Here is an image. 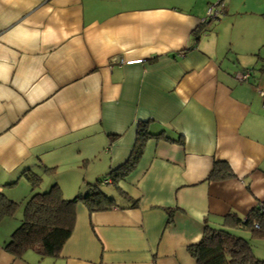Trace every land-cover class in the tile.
Wrapping results in <instances>:
<instances>
[{
    "label": "crops",
    "instance_id": "1",
    "mask_svg": "<svg viewBox=\"0 0 264 264\" xmlns=\"http://www.w3.org/2000/svg\"><path fill=\"white\" fill-rule=\"evenodd\" d=\"M209 4L0 0V193L18 202L0 217V264H196L188 245L206 225L264 201V104L252 73L235 77L260 58L264 9L249 10L244 39L224 4L201 22ZM140 121L163 133L116 177L118 191L106 178L116 206L78 201L55 257L5 249L31 193L25 173L52 177L38 190L55 183L65 198L82 194L128 160ZM215 161L234 175L209 179ZM237 234L264 259V236Z\"/></svg>",
    "mask_w": 264,
    "mask_h": 264
},
{
    "label": "trees",
    "instance_id": "2",
    "mask_svg": "<svg viewBox=\"0 0 264 264\" xmlns=\"http://www.w3.org/2000/svg\"><path fill=\"white\" fill-rule=\"evenodd\" d=\"M162 133L150 131L148 122L140 121L128 160L89 183L82 194L71 198L63 197L60 187L55 183L48 189L38 190L40 175L31 171L25 173L30 181L31 193L24 201L19 224L12 231L5 249L19 257L28 249L40 256H57L74 226L76 203L81 201L89 211L116 206L118 203L115 197L102 189L100 184L107 183L108 181L103 182L107 177L114 184L116 177L124 175L136 163L144 142L148 138L159 137ZM177 141L182 142L181 139ZM232 175L234 174L227 163L215 161L207 177L218 179ZM112 188L118 189L115 184ZM134 203L135 201L129 205ZM17 206V201L0 193V217L13 214ZM234 229H248L252 236H264V201L256 203L245 217L228 212L219 226L206 225L200 240L188 245V251L196 264H264V259L253 254L248 240L236 234Z\"/></svg>",
    "mask_w": 264,
    "mask_h": 264
},
{
    "label": "rangeland",
    "instance_id": "3",
    "mask_svg": "<svg viewBox=\"0 0 264 264\" xmlns=\"http://www.w3.org/2000/svg\"><path fill=\"white\" fill-rule=\"evenodd\" d=\"M211 2L215 3V2H217V0H211ZM222 3L225 5V9H227V14L226 13L225 14L227 16H228V14L230 16H233L235 18V20L237 21L236 24L234 25L235 30L233 31V33H236L235 38H237L240 35L242 38L247 39L250 36L249 26L247 24V21H250L252 18V16H250L251 14H250L249 10L256 9V8L264 9V0H222L221 4ZM237 3H238V5L241 4V6L243 8L235 16L232 14L233 12L231 10H228V9H229V7H232L233 5H235ZM219 5L217 7H219ZM221 16H223L222 13H220L218 17H221ZM261 16H264V15H261ZM261 16H258L259 21H261V19H262ZM214 20L215 19H213L212 21L214 22ZM229 20H231V19H229ZM262 20H264V19H262ZM212 21H210V22H212ZM231 22H233V21H231ZM258 54L260 55V58L258 59V61L256 63L247 62L245 64L240 65V69H241V66H243L244 68H242V69H245V71L252 73L254 75L256 81L258 82L257 87L264 89V29H262V31H261V43H260V47L258 49ZM65 168H66V166H64V165L59 167L60 177L66 175V172H64ZM82 169H84V166H82L81 170ZM73 170H78V168L71 167L70 171L74 172ZM41 176L43 177V175H41ZM51 178H52L51 176L44 177V179L41 180V182L39 183V185L37 187L40 186V188H42V186H46L47 184H49V182H50L49 180ZM21 180H25V179H21ZM20 182H22V181H20ZM103 184L104 183L100 184V187L107 192L108 191L111 192L110 187L108 185H103ZM19 186H21V185H19ZM46 189H48V188H46ZM26 198H24L22 204H20V200L18 199L19 204L21 206V213H22L24 201ZM238 230L240 231V229H238ZM241 231L243 232V230H241ZM238 232H236V234Z\"/></svg>",
    "mask_w": 264,
    "mask_h": 264
},
{
    "label": "built area",
    "instance_id": "4",
    "mask_svg": "<svg viewBox=\"0 0 264 264\" xmlns=\"http://www.w3.org/2000/svg\"><path fill=\"white\" fill-rule=\"evenodd\" d=\"M222 0H217V2H215L214 4H210L207 8V11H206V17H212V18H215L216 15H217V10H216V7L219 5V7L223 6V3L221 4ZM249 76V72L248 71H239L237 73H235V77L239 80H245L247 79ZM259 93L262 97V104H264V89L262 88H259ZM107 180L105 179L103 182H106ZM254 226L255 227H258V224L257 223H254Z\"/></svg>",
    "mask_w": 264,
    "mask_h": 264
},
{
    "label": "water",
    "instance_id": "5",
    "mask_svg": "<svg viewBox=\"0 0 264 264\" xmlns=\"http://www.w3.org/2000/svg\"><path fill=\"white\" fill-rule=\"evenodd\" d=\"M210 19H214V18L205 16L204 18H202L201 22H205V21H208Z\"/></svg>",
    "mask_w": 264,
    "mask_h": 264
}]
</instances>
